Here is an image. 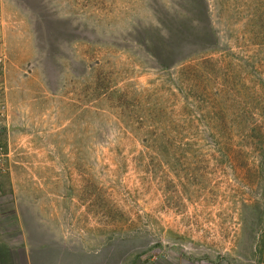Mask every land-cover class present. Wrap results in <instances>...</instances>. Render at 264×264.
Listing matches in <instances>:
<instances>
[{
    "label": "rangeland",
    "instance_id": "rangeland-1",
    "mask_svg": "<svg viewBox=\"0 0 264 264\" xmlns=\"http://www.w3.org/2000/svg\"><path fill=\"white\" fill-rule=\"evenodd\" d=\"M0 26L2 264H264V0H0Z\"/></svg>",
    "mask_w": 264,
    "mask_h": 264
},
{
    "label": "crops",
    "instance_id": "crops-1",
    "mask_svg": "<svg viewBox=\"0 0 264 264\" xmlns=\"http://www.w3.org/2000/svg\"><path fill=\"white\" fill-rule=\"evenodd\" d=\"M8 27V26H7ZM2 28L3 27H1L0 26V31L2 30ZM12 29V26L10 25L9 27H8V30H11ZM2 32V31H1ZM0 32V33H1ZM0 236H1V234H0ZM7 237L10 239V238H12V235H10V234H7ZM6 240L7 239H4L3 241H2V238H0V264H2L3 263V258H8V259H18L19 257H20V255L18 254V252H23L24 253V255H25V257L27 256L26 255V250H24L25 249V247H23V248H15L14 246H12V244L10 245V244H8L7 242H6ZM10 246H12V247H10ZM10 251V253L9 254H7L8 252ZM12 262V261H11ZM10 261H7V263H11Z\"/></svg>",
    "mask_w": 264,
    "mask_h": 264
},
{
    "label": "built area",
    "instance_id": "built-area-1",
    "mask_svg": "<svg viewBox=\"0 0 264 264\" xmlns=\"http://www.w3.org/2000/svg\"><path fill=\"white\" fill-rule=\"evenodd\" d=\"M1 71H2V67H1ZM3 95V83H2V79H1V76H0V97ZM1 105V103H0Z\"/></svg>",
    "mask_w": 264,
    "mask_h": 264
}]
</instances>
